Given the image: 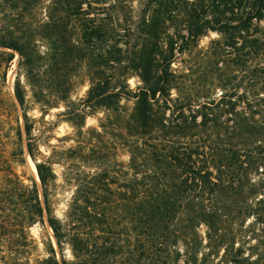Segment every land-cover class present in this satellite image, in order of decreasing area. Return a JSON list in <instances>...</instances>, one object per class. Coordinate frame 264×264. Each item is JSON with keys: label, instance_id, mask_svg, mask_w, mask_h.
Segmentation results:
<instances>
[{"label": "trees", "instance_id": "1", "mask_svg": "<svg viewBox=\"0 0 264 264\" xmlns=\"http://www.w3.org/2000/svg\"><path fill=\"white\" fill-rule=\"evenodd\" d=\"M42 2L0 0L3 264L22 257L27 264H135L134 252L141 264H178L179 221L184 216L192 223L212 220L214 214L194 207L201 196L218 191L261 190L249 210L264 224V0H142L144 12L157 6L143 22L145 35L159 39L157 34H166L159 40L160 62L152 60L156 43L148 52L141 48L145 60L121 66L117 78L92 77L87 96L78 102L70 101L73 82L56 78L58 71L68 76L78 71L81 55L74 33L100 47L118 42L120 28L112 27L108 36L106 26L91 16L104 13L103 0H50L46 21L38 23L35 34L51 51L40 74L44 58L35 40L16 25H27V14ZM183 10L185 18L177 14L170 20L168 13ZM210 31L219 35L207 52L210 85L191 87L170 63ZM9 51L20 54L19 70L43 116L59 101L65 105L58 115L67 116L74 133L58 141L71 139V145H55L48 156L40 151L51 128H43L44 117L28 115L21 74L13 85L18 104L10 93L6 82L14 54ZM215 57H222V66ZM130 70L142 81L134 92L123 81ZM213 87L220 89L217 97L210 96ZM173 89L180 95L171 99ZM124 98L135 99L126 116ZM97 108L108 111L104 122L99 129L84 130L87 115ZM114 132L115 139L110 137ZM120 147L129 154L128 164L119 158ZM27 156L40 187L27 176ZM63 194L69 197L59 210ZM37 224L49 226L56 246L49 236L40 246L30 233Z\"/></svg>", "mask_w": 264, "mask_h": 264}, {"label": "rangeland", "instance_id": "2", "mask_svg": "<svg viewBox=\"0 0 264 264\" xmlns=\"http://www.w3.org/2000/svg\"><path fill=\"white\" fill-rule=\"evenodd\" d=\"M49 2L50 0H43L34 12L27 14V25L22 23L16 25L19 31L25 33V36L29 35L31 37V41L35 40L36 49L39 55L44 58L40 64V74L46 70L48 54L51 51L50 46L35 34L38 31V23L46 21V6ZM102 6L106 7L104 13L91 16L99 18L98 22L106 26L108 36L113 35L112 27L116 29L120 28V37L118 42L108 41L103 46L94 47L84 43L79 31L74 33V39L81 55L78 71L75 75L69 76L64 71L56 73V78L58 77L59 79L57 81L60 82V80L67 77V79L73 82L70 94V101L73 102H78L87 96L92 77L112 76L117 78L121 75V66H132L145 60L147 58L146 53L138 52L141 48H144L148 52L151 45L156 43L155 49L157 53L156 55H152V60H154L155 65H158L160 62L162 41L159 40H163L166 34H157V37H160L159 39L148 37L145 35L146 28L143 26L144 20H148L152 9L157 6L146 7L145 12L142 0H103ZM177 14H179L178 19L185 18V11L183 10L182 12L168 13L170 20H176ZM169 23L166 22V24ZM167 31L169 35L173 34V28L171 27ZM218 38L219 35L216 32L210 31L192 43L184 53H176L170 63L172 71H175L177 75H181L182 80L191 87L209 86L211 79L210 74H208L210 65L208 64L207 52L211 42ZM119 49H121L120 52ZM9 52L14 54L6 82L10 93L14 97L13 85L17 75L21 74V80L25 86L27 101L30 107L28 115L36 120H41L44 117L42 119L45 122L42 123L43 128H51L49 132L50 137L41 145L40 151L48 156L55 145H71L73 143L71 139L66 141L65 144L58 141V139L65 137L71 138L74 133L73 127L66 121L67 116L58 115L64 112L65 105L59 101L57 105L51 107L43 116L39 106L33 103L31 87L25 83L23 71L19 70L20 54L17 51ZM117 58L120 59V62L115 61ZM214 59L215 62L220 63L222 57H215ZM220 66H222L221 63ZM129 73L127 78L124 76L123 81L127 80L129 90L133 92L137 91L138 87L142 86V81L136 72L131 71ZM219 92L220 89L218 87H213L210 96L217 97ZM47 93L54 95L49 90H47ZM171 93V99L177 98L180 95L175 89ZM134 102L135 99H122V112L125 116L132 112ZM18 110L23 127L20 107H18ZM92 112L93 114H88L86 117L84 130L99 129V125L104 122L108 114V111L104 108H97ZM38 124H40V121ZM119 124L121 125V123ZM120 125H118L119 128ZM22 133L24 147H26L24 130ZM115 135H118V133L114 132L110 137L115 139ZM2 154L3 152L0 150V160ZM119 158L125 164H128L129 154L126 149L119 148ZM33 167L34 164L27 156V176L33 177L40 187L38 178L36 180L34 175ZM56 169L57 172L61 170L60 167H56ZM258 178V176L254 177L256 181H258ZM262 193L261 190L252 192L248 188H244L233 192L218 191L212 195L201 196L196 202L194 210H202L207 214H214V218L209 221L206 219L204 222L192 223L190 218L184 216L179 221L177 225L180 233L178 244L180 258L178 264H264V224L258 222L249 210L251 207L257 205L258 200L262 197ZM68 197L69 195L67 194L62 195L59 210L66 208L65 204ZM59 210L58 213L60 214ZM30 233L40 244L42 240H45L49 236L56 246L55 238L47 225L43 227L37 224L31 227ZM133 244L136 247L138 245L137 242ZM133 255L136 261L135 264H141L139 253L134 252ZM26 261H28L27 257L17 258L13 264H27ZM0 264H3L2 260H0Z\"/></svg>", "mask_w": 264, "mask_h": 264}, {"label": "water", "instance_id": "3", "mask_svg": "<svg viewBox=\"0 0 264 264\" xmlns=\"http://www.w3.org/2000/svg\"><path fill=\"white\" fill-rule=\"evenodd\" d=\"M14 95V94H13ZM14 99H15V101H16V103H17V100H16V98H15V96H14ZM18 104V103H17ZM26 151H27V148H26ZM35 167V166H34ZM35 171H36V168H35ZM36 174H37V172H36ZM38 177V176H37ZM38 183H40L39 182V178H38ZM49 227V226H48Z\"/></svg>", "mask_w": 264, "mask_h": 264}, {"label": "bare ground", "instance_id": "4", "mask_svg": "<svg viewBox=\"0 0 264 264\" xmlns=\"http://www.w3.org/2000/svg\"><path fill=\"white\" fill-rule=\"evenodd\" d=\"M33 172H34V175H35V177H36V180H37V174H36V171H35V167H33Z\"/></svg>", "mask_w": 264, "mask_h": 264}]
</instances>
